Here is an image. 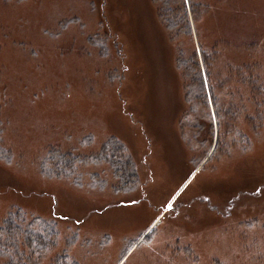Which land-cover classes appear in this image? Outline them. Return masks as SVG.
<instances>
[{
	"label": "rangeland",
	"instance_id": "obj_1",
	"mask_svg": "<svg viewBox=\"0 0 264 264\" xmlns=\"http://www.w3.org/2000/svg\"><path fill=\"white\" fill-rule=\"evenodd\" d=\"M191 1L174 37L155 0H0V225L54 221L40 264H264V0ZM110 138L130 191L105 164L79 186L39 171Z\"/></svg>",
	"mask_w": 264,
	"mask_h": 264
},
{
	"label": "trees",
	"instance_id": "obj_2",
	"mask_svg": "<svg viewBox=\"0 0 264 264\" xmlns=\"http://www.w3.org/2000/svg\"><path fill=\"white\" fill-rule=\"evenodd\" d=\"M160 3L159 16L171 35L178 36L190 29L187 26V10L174 0H155ZM197 5L189 0V11ZM184 7V6H183ZM185 18V19H184ZM203 53V54H202ZM203 64L207 68L205 53L201 51ZM188 63V59H178L181 68ZM193 80L199 85L200 72L193 64ZM195 100L206 99L205 96L195 95ZM214 104L216 98L211 93ZM0 129V161L9 164L12 160L10 151L2 147ZM217 146V145H216ZM216 148V147H215ZM105 164L113 176L118 179L116 190L126 192L134 189L137 184L136 174L132 172V164L124 145L114 138L108 139L97 154L82 156L70 151L63 152L58 148L47 150L39 163L40 173L48 178L68 180L76 186L81 184L80 169L88 165ZM96 178L95 174L91 175ZM95 181H93L94 183ZM95 184V183H94ZM101 188L104 182L101 181ZM59 232L56 223L39 217H26L21 211H11L0 225V258L5 259L2 264H40L47 253L57 245ZM1 264V263H0ZM50 264H77L68 256L66 249L57 254Z\"/></svg>",
	"mask_w": 264,
	"mask_h": 264
}]
</instances>
